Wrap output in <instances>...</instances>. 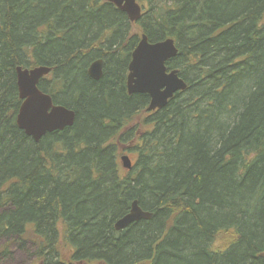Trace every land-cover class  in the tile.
Listing matches in <instances>:
<instances>
[{
	"label": "trees",
	"instance_id": "16d2710c",
	"mask_svg": "<svg viewBox=\"0 0 264 264\" xmlns=\"http://www.w3.org/2000/svg\"><path fill=\"white\" fill-rule=\"evenodd\" d=\"M138 1L131 24L105 0H0L2 254L13 243L40 264H264V0ZM141 34L175 41L167 65L187 83L151 112L126 90ZM19 66L52 68L39 87L75 111L72 127L35 142L17 126ZM135 200L152 217L117 231Z\"/></svg>",
	"mask_w": 264,
	"mask_h": 264
},
{
	"label": "water",
	"instance_id": "95a60500",
	"mask_svg": "<svg viewBox=\"0 0 264 264\" xmlns=\"http://www.w3.org/2000/svg\"><path fill=\"white\" fill-rule=\"evenodd\" d=\"M123 11L131 22L142 15V6L137 0H105ZM178 54L175 41L171 38L159 42H150L143 34L131 54L128 65L127 90L132 94H147L150 103L147 111L161 110L176 93L184 91L187 83L177 69L170 70L168 62ZM52 71L51 67L16 68V79L21 104L16 117L17 126L26 135L39 142L47 133L64 131L74 125L75 111L61 104H55L53 97L40 89L41 80ZM88 75L93 80L103 76V60L91 63ZM126 170L132 169L129 156L120 158ZM152 213L144 211L138 200L131 204L128 214L115 223V229L121 231L131 223L148 220Z\"/></svg>",
	"mask_w": 264,
	"mask_h": 264
},
{
	"label": "rangeland",
	"instance_id": "374dc122",
	"mask_svg": "<svg viewBox=\"0 0 264 264\" xmlns=\"http://www.w3.org/2000/svg\"><path fill=\"white\" fill-rule=\"evenodd\" d=\"M142 4V3H141ZM132 24V23H131ZM141 117V116H139ZM229 239V237H226ZM4 242L1 243L0 246ZM221 241L219 242V245H224ZM218 245V246H219ZM0 264H40L37 261V258L33 255V251L30 249V247H26L24 249L18 248L16 244H9L5 251H8V254L6 256H3V250L0 248ZM63 257L66 258L71 254V251L69 250V247L65 246L63 249Z\"/></svg>",
	"mask_w": 264,
	"mask_h": 264
},
{
	"label": "flooded vegetation",
	"instance_id": "af4514ba",
	"mask_svg": "<svg viewBox=\"0 0 264 264\" xmlns=\"http://www.w3.org/2000/svg\"><path fill=\"white\" fill-rule=\"evenodd\" d=\"M112 4V3H111ZM115 6V5H114ZM118 9V8H117ZM120 10V9H119ZM121 11V10H120ZM123 12V11H122ZM124 13V12H123ZM128 17V16H127ZM129 19V18H128ZM130 21V20H129ZM130 23H131V21H130ZM98 60V59H97ZM130 63V62H129ZM129 65V64H128ZM52 69V68H51ZM127 70H128V67H127ZM51 73H52V71H51ZM50 73V74H51ZM49 74V75H50ZM127 76H128V71H127V74H126V90H127ZM47 93V92H46ZM127 93H128V90H127ZM49 94V93H48ZM129 94V93H128ZM130 95V94H129ZM133 95V94H132ZM53 100H54V98H53ZM54 102H55V100H54ZM149 102H150V99H149ZM55 104H57V102H55Z\"/></svg>",
	"mask_w": 264,
	"mask_h": 264
},
{
	"label": "bare ground",
	"instance_id": "6f19581e",
	"mask_svg": "<svg viewBox=\"0 0 264 264\" xmlns=\"http://www.w3.org/2000/svg\"><path fill=\"white\" fill-rule=\"evenodd\" d=\"M120 162H121V160H120ZM121 164H122V163H121ZM122 167H123V164H122ZM122 169H123V170H125V168H124V167H123ZM5 256H6V255H5Z\"/></svg>",
	"mask_w": 264,
	"mask_h": 264
}]
</instances>
